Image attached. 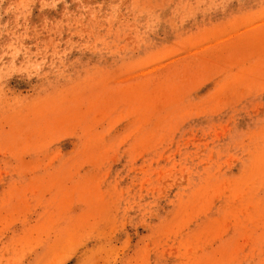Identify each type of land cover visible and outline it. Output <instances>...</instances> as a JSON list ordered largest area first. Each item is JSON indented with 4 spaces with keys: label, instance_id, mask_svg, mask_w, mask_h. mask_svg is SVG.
Instances as JSON below:
<instances>
[{
    "label": "rangeland",
    "instance_id": "rangeland-1",
    "mask_svg": "<svg viewBox=\"0 0 264 264\" xmlns=\"http://www.w3.org/2000/svg\"><path fill=\"white\" fill-rule=\"evenodd\" d=\"M0 264H264V0H0Z\"/></svg>",
    "mask_w": 264,
    "mask_h": 264
}]
</instances>
